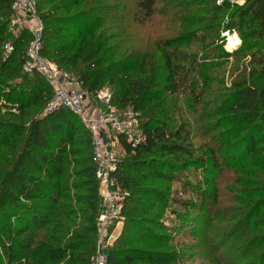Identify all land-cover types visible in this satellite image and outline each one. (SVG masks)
I'll list each match as a JSON object with an SVG mask.
<instances>
[{"label": "trees", "instance_id": "16d2710c", "mask_svg": "<svg viewBox=\"0 0 264 264\" xmlns=\"http://www.w3.org/2000/svg\"><path fill=\"white\" fill-rule=\"evenodd\" d=\"M160 1L165 10L180 6L179 14H189L192 6L200 12L212 13L202 19L207 24L202 28L207 32L201 40L209 53H202L199 59H192L185 66L171 65L173 53L169 55L166 49L186 42L182 38L165 41L164 66L152 70V78L148 79L143 67L146 57L140 51L118 50V47L106 45L109 42L106 33L117 26L114 19L105 21L110 18L104 11L107 0H36V14L43 26L39 55L76 78L81 89L90 96L104 86L113 87L116 92L112 104L137 112L140 128L145 133V143L135 148L120 139L123 155L115 176L129 195L123 206L120 234L106 251L107 264H181L180 252L163 251L162 235L144 227L145 218L150 221L158 218L157 215L151 217L156 203L164 202L163 196L158 191L156 194L149 182L177 181L176 172L189 168L204 173L219 172L221 165L216 149L194 146L195 135L190 126L179 121L170 128L169 118L173 111L169 103L174 95L181 93L186 96L188 107L203 105L200 100L208 78L205 77L202 84L199 79L208 64L214 62V49L209 47L216 39L224 53L223 34L239 36L246 23H249V30L246 37L242 35L243 41L254 38L256 43L249 46L256 47L257 51L251 55L249 68L240 72L230 88L213 91L212 104L219 102L218 114L214 111L210 116H217L224 122L221 126L226 129L219 133V137H223V155L233 161L243 150L244 157L264 170V46L258 43L259 38L264 39V0H244L242 5L227 1L216 5L217 0ZM12 2L0 0V104L14 110L6 115L23 120L26 112L44 110L52 89L40 74H29L23 69L26 60L23 46L31 36L26 29L19 30L15 39L9 36ZM52 2L53 5L46 7ZM157 3L158 0H135V19L137 17L141 23L150 20ZM194 19L188 17L186 25H191L192 21L202 22ZM105 24L108 30L103 28ZM7 43L13 47L8 54L3 49ZM176 60L179 61L177 57ZM156 76L158 80L154 79ZM24 132L21 151L0 177V209L14 205L27 207L24 204L43 201V212H46L43 250L48 251L43 261L46 264H89L95 251L100 207L90 133L77 116L63 108L32 119L26 127L0 119V145L7 140L9 145ZM201 182L189 185L193 194L208 185L205 179ZM201 194L204 199L205 195ZM186 204L184 209L192 210ZM24 212L31 214L28 208ZM4 215L10 221L12 215ZM178 215L186 218V214ZM196 219L191 217L183 221L189 226L190 222L195 223L198 232L202 226ZM241 219L245 226H240L239 221L227 242L234 238L233 244H240L237 246L239 253L251 254L250 259L239 263L240 259L218 256L224 247L209 244L205 234L202 248L214 255L209 264H264V221L260 212L250 211ZM21 220H17L19 225L13 236L8 235L9 244L17 255L29 252L23 238L31 226ZM238 235L240 237L236 238Z\"/></svg>", "mask_w": 264, "mask_h": 264}, {"label": "rangeland", "instance_id": "374dc122", "mask_svg": "<svg viewBox=\"0 0 264 264\" xmlns=\"http://www.w3.org/2000/svg\"><path fill=\"white\" fill-rule=\"evenodd\" d=\"M107 1L108 3L104 4V11L107 13V17L110 16V18L106 17L105 21L108 22L114 19L117 22V26L114 30L110 29L106 33L109 38V42L106 45L118 47V50L137 49L140 51L146 57L143 67L145 75L148 74V79L152 78V70L164 66L162 49L163 42L165 41L174 42L177 38H182L186 42L185 45L179 47L171 46L166 49L169 55L173 53L170 56L171 65L185 66L192 59V61L199 59L202 53H209V49L203 46L201 40V37L207 32L202 28L203 25H207L206 21L202 19L211 16L212 13L200 12L196 6H192L191 10L193 11L188 12L189 14L182 12L179 14V10H181L180 6H176L175 9L170 8L165 10L162 2L158 0L155 6V14L150 20L141 23L137 17V20L134 17L136 11L135 0ZM232 3L242 5L244 0H232ZM113 4L117 5L111 7ZM50 5H53V2L46 7ZM207 7L209 6H205V8ZM188 17L195 18L194 20L200 19L202 22L195 23L192 21L191 25H186L185 20ZM248 19L246 18V20ZM29 23L32 25V19L28 15L24 13L16 14L12 11L8 28L11 39L17 37L19 30L25 29L31 36L23 46L25 56L30 48V43L34 39L31 29L26 28L24 25H28ZM108 27L106 24L103 26L107 30L109 29ZM248 30L249 23H246L238 33L239 36L236 33H232L240 40V44L233 49L227 48V39L224 38V53H221L218 47L219 41L217 42L216 39L211 47H209L214 49V56L212 55L214 57L212 61L214 62L208 64L206 69L202 71L199 79L200 84H202V80L205 77L208 78L204 94L200 100L203 105H197L194 108L192 106L188 107L187 98L181 93L174 95L170 100L171 102H168L172 105L171 109L173 111L169 118L170 128L178 125L179 121L190 126L192 129L190 131L195 135L194 146L201 147V149L203 147L216 149V154L219 157L221 165L219 172L209 170L208 173H204L189 168L184 172H176L177 181L158 180L152 182V184L149 182L156 194L158 191V194L163 196L164 202L156 203L157 205L151 217L157 215L158 218L156 217L152 221L145 218L143 220L145 222L144 227L158 236L162 235V240H164L163 251L175 249L177 252H180L181 260L179 262L181 264H209L214 255L202 248L205 234L207 235L209 244L212 242L214 246L224 247V250L218 256L224 255L228 260L240 259L239 263L248 261L251 254H240L237 247L240 244H233L234 238L230 242H227L229 239L228 235L232 233L233 228L239 221L240 226L244 224L241 216L250 211L258 210L264 221V207L262 208L264 205V170L252 163L249 158L244 157L242 154L243 150L237 154L233 161L226 158L223 155L224 150L221 149L224 144L223 137H219V133L226 129L224 126H221L224 122L217 119V116H210V113L213 114L214 111L215 114H218L216 108L219 102L212 104L213 97H215V92L213 95V91L230 88L240 72L245 68H249L251 55L257 51L256 47L249 46L252 43H256L254 38H248L246 42L243 41L242 35L246 37ZM12 31L16 32V34H13ZM227 34H225V37ZM11 39L9 38V40ZM258 43H260V46H264V39L259 38ZM237 51H241L239 52L240 54H233ZM176 57L179 61L176 60ZM158 77L156 76L154 79L158 80ZM154 83L158 82L155 81ZM102 89L108 90L112 96L116 92L113 87L104 86ZM3 105V103L0 104V119L25 127L32 119H39L46 115L44 114V110L42 111V108H38L32 110L30 113L26 112V117L23 120H18L10 117V115H6L8 112L14 110L10 109V107L4 108ZM99 106L101 104L95 100L94 96L86 94L85 109L87 111L91 110L94 112ZM24 137L25 132L23 135L17 136L16 140L12 141L9 145V140H7L6 144L0 145V177L11 167V163H14L16 160L18 153L22 149L20 142L24 140ZM118 152L120 153L119 159H121L123 151L120 147L118 148ZM204 179L206 185L207 183L208 185L198 192V194H193L189 185L199 181L203 182ZM201 193L205 195L204 199ZM184 202L192 210H185L183 207ZM24 205L28 206L14 205L0 209V264H46L43 261V255L48 253V251L43 250V218L44 214L46 215V212H43V201H35ZM26 208L31 211V214L24 212ZM5 213L12 215L10 221L4 218ZM183 213L186 214V218L178 215L184 216ZM191 217L193 219L198 218L196 219V223L202 226L200 231H196L195 223L190 222L189 226L188 223L186 224L183 221L184 219H191ZM18 219H22L21 221L27 223L29 222L31 226L23 238V243L29 246L28 254H15V249L9 244L8 235L10 237L13 236L14 230L19 225L17 223ZM122 223L117 229L111 228L112 231L115 229V240L120 234ZM148 223H151V225H147ZM155 225L158 227L155 228ZM195 232L196 236L194 235ZM238 237L240 236H236V238ZM226 242L227 244L223 246ZM53 250L58 251L56 248Z\"/></svg>", "mask_w": 264, "mask_h": 264}, {"label": "built area", "instance_id": "2783aa9c", "mask_svg": "<svg viewBox=\"0 0 264 264\" xmlns=\"http://www.w3.org/2000/svg\"><path fill=\"white\" fill-rule=\"evenodd\" d=\"M225 1L233 4L232 0H217L216 5ZM11 9L16 14L24 13L32 19V25L24 24L26 28L31 29L34 39L30 43L23 69L29 74H40L52 89V96L46 103L44 114L61 108L66 109L77 116L90 133L91 160L98 183L100 207L96 219L95 251L89 264H107L106 251L115 241V229L123 222V206L129 195L115 176L120 154L118 148H121L120 139L131 148L145 143L146 137L140 128L139 114L132 108H118L113 105L112 94L106 89H100L94 95L101 106L94 112L87 111L86 94L77 79L39 55L43 26L36 14V1L13 0ZM12 33L16 34L14 31ZM3 49L8 54L12 52L13 47L7 43ZM112 227L115 228L113 231Z\"/></svg>", "mask_w": 264, "mask_h": 264}, {"label": "bare ground", "instance_id": "6f19581e", "mask_svg": "<svg viewBox=\"0 0 264 264\" xmlns=\"http://www.w3.org/2000/svg\"><path fill=\"white\" fill-rule=\"evenodd\" d=\"M226 37H228L226 41L227 48L233 49L240 44V40L235 34H227Z\"/></svg>", "mask_w": 264, "mask_h": 264}]
</instances>
